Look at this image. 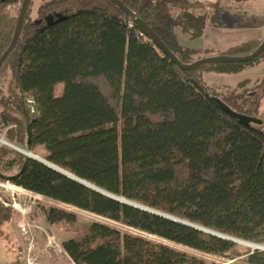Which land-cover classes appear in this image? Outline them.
<instances>
[{"label": "trees", "instance_id": "1", "mask_svg": "<svg viewBox=\"0 0 264 264\" xmlns=\"http://www.w3.org/2000/svg\"><path fill=\"white\" fill-rule=\"evenodd\" d=\"M22 1L0 0V57ZM119 1L190 64L200 59L190 43L208 22L223 25L224 4L240 8L251 0H215L209 15L193 13L204 9L199 1ZM32 6L30 0L0 69V76L10 72L7 93L0 89V130L10 143L42 147L45 161L96 190L19 153V172L0 179L54 204L42 207V218L69 234L61 245L71 262L214 264L173 244L218 260L245 256L264 264V251L239 250L241 243L264 246V132L231 117L203 84L205 73H239L264 62V52L248 63L182 71L109 0H45L35 19ZM178 29L189 36L186 43ZM261 43L249 40L230 55H249ZM9 151L0 148V163ZM56 205L158 241L81 221ZM14 214L0 203V226Z\"/></svg>", "mask_w": 264, "mask_h": 264}, {"label": "rangeland", "instance_id": "2", "mask_svg": "<svg viewBox=\"0 0 264 264\" xmlns=\"http://www.w3.org/2000/svg\"><path fill=\"white\" fill-rule=\"evenodd\" d=\"M45 0H33L32 19L37 16L38 7ZM199 1L204 5V9H195V14H212V10L207 9V5L215 0H191ZM228 8L221 12L220 15L223 25L208 22L202 36L190 46H196L200 50L197 57L206 58L211 56L225 55L233 57L245 56L244 53H234L230 55V48L239 46L247 40L263 41L264 39V0H251L243 4L240 8L236 5L225 3ZM230 7V8H229ZM19 6H11L8 12L16 15ZM176 34L182 43L188 41L189 36L183 35L180 30H176ZM10 81V72L6 71L0 76V89L7 93L8 83ZM203 84L219 100L227 105L231 110L247 117L259 121L260 124H254L264 132V62L255 63L245 66L243 71L233 74L225 73H205L203 76ZM62 86L56 88L55 95L59 96ZM27 138V134H25ZM0 139L7 142L10 146L0 141V148L5 147L11 151L0 163V177H12L19 172L20 161H17V154L24 157L28 155L37 159L44 160L46 152L42 147L29 150L27 141L23 144H14L8 142L6 138V129L0 130ZM22 151V152H21ZM15 152V153H14ZM29 158V157H28ZM0 203L5 207H9L14 211V218L11 221L4 222L0 226V264H19L21 260L18 258L24 251L23 236L21 226L25 225L33 233L35 240V253L39 255V262L43 264H73L67 256H58L51 259L45 251L46 240L42 237V231L48 230L54 235L56 241L61 243L63 238L69 234L62 232L60 225L45 224L41 210L42 207L54 205L46 199L33 195L19 187L10 184L8 181L0 179ZM61 209L73 212L81 221L106 222L94 215L68 208L63 205H56ZM112 226L119 227L109 223ZM122 231L131 234L143 236L149 240L157 242L153 237L145 236L134 230L119 227ZM167 244V243H166ZM170 247L184 251L188 254L206 259L209 263L214 264H250L246 261V257L242 256L233 261L218 260L207 257L198 253H194L188 249H184L173 244ZM20 247V248H19ZM259 249L264 251V246H250L244 243L239 244V250L245 252V249ZM251 249V250H252ZM17 261V262H16Z\"/></svg>", "mask_w": 264, "mask_h": 264}, {"label": "water", "instance_id": "3", "mask_svg": "<svg viewBox=\"0 0 264 264\" xmlns=\"http://www.w3.org/2000/svg\"><path fill=\"white\" fill-rule=\"evenodd\" d=\"M30 0H23L20 6V10L18 13L16 25L14 28V33L10 42V45L8 48L4 51L2 56L0 57V69L3 66L6 58L8 55L12 52L14 47L16 46V43L19 38V34L21 31V27L25 18V14L28 8ZM111 1L116 7H118L129 19H131L134 24L151 40L153 44H155L156 47H158L171 61H173L177 67H179L182 71H192L196 70L197 68L203 66V65H217V64H228V63H237V64H243V63H248L256 59L258 56H260L264 52V39L262 43L259 45V47L252 52L249 55L242 56V57H233V56H225V55H218V56H211V57H206V58H201L199 60H196L190 64H183L179 62V60L167 49V47L163 44V42L158 38V36L141 20L139 19L135 13L131 12L123 3H121L119 0H109ZM215 101L233 118L237 119L239 122L244 124L245 126H252L254 124H260L259 121L254 120L253 118L247 117L246 115L239 114L237 112H234L231 110L227 105L222 103L220 100L215 99ZM29 158H32L45 166L51 168L52 170L62 174L65 177H68L82 185H85L87 187V184L84 182H81L71 175L65 173L64 171L54 167L50 163H48L45 160L37 159L33 156H28ZM5 178V177H2ZM10 179V178H6ZM92 188V187H90ZM94 189V188H92ZM96 190V189H94ZM249 245V244H247ZM252 247V245H250ZM255 246V245H253Z\"/></svg>", "mask_w": 264, "mask_h": 264}, {"label": "built area", "instance_id": "4", "mask_svg": "<svg viewBox=\"0 0 264 264\" xmlns=\"http://www.w3.org/2000/svg\"><path fill=\"white\" fill-rule=\"evenodd\" d=\"M30 102V112H34V102ZM22 236H23V244H25L24 251L20 255L21 263L19 264H43L39 262V255L35 253V240L33 233H30V230L25 225L21 226ZM42 237L46 240L45 251L49 255V257L53 260L58 256H67L65 251L62 248L61 243L56 241L54 235L51 231H42ZM68 257V256H67Z\"/></svg>", "mask_w": 264, "mask_h": 264}, {"label": "bare ground", "instance_id": "5", "mask_svg": "<svg viewBox=\"0 0 264 264\" xmlns=\"http://www.w3.org/2000/svg\"><path fill=\"white\" fill-rule=\"evenodd\" d=\"M28 101H30V100H28ZM28 104H29V108H30V102H28ZM0 141H2L3 142V139H0ZM5 145H7V146H10V144L9 143H7V142H3ZM22 152V151H21ZM28 156H30V155H28ZM253 246V245H252Z\"/></svg>", "mask_w": 264, "mask_h": 264}, {"label": "crops", "instance_id": "6", "mask_svg": "<svg viewBox=\"0 0 264 264\" xmlns=\"http://www.w3.org/2000/svg\"><path fill=\"white\" fill-rule=\"evenodd\" d=\"M256 40H258V39H256ZM248 41V40H247Z\"/></svg>", "mask_w": 264, "mask_h": 264}]
</instances>
